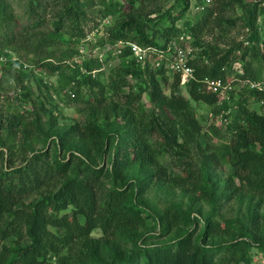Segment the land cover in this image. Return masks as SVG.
<instances>
[{
  "label": "trees",
  "instance_id": "16d2710c",
  "mask_svg": "<svg viewBox=\"0 0 264 264\" xmlns=\"http://www.w3.org/2000/svg\"><path fill=\"white\" fill-rule=\"evenodd\" d=\"M160 1L166 0H131L108 42L165 50L184 35L194 46L189 65L195 79L183 87L189 99L178 92L179 75L149 60L142 66L126 49L116 58L128 64L108 83L93 77L101 69L94 61L84 64L86 72L73 70L70 82L90 88L82 122L60 125L43 107L48 116L37 111L29 121L0 112V264H254V254H264V106L256 107L264 94L246 89L219 107L204 83L264 79L258 30L264 0H213L192 19L194 3L205 0H179L164 13ZM52 2L58 7L52 33L82 36L87 4ZM26 6L30 22L47 9L40 0ZM237 6L241 17L226 18ZM210 21L223 32L241 21V32L250 30V45L204 44L200 34ZM18 27L10 3L0 0V42L23 38L29 28ZM44 38L39 41L48 42ZM21 43L34 52L41 46L34 37ZM168 74L175 79L167 88ZM130 77L142 80L135 89ZM193 101L214 116L232 110L228 125H210L215 134L224 129L229 141L217 145L210 137L203 147ZM35 143L41 146L35 149ZM165 201L168 206L161 207ZM235 203L237 215L224 217V205Z\"/></svg>",
  "mask_w": 264,
  "mask_h": 264
},
{
  "label": "rangeland",
  "instance_id": "374dc122",
  "mask_svg": "<svg viewBox=\"0 0 264 264\" xmlns=\"http://www.w3.org/2000/svg\"><path fill=\"white\" fill-rule=\"evenodd\" d=\"M5 1L10 3L15 13L19 22L18 29L29 28V30L24 33L23 38L19 37L17 41L0 42V112L4 116L23 115L29 121L37 111L43 116H48L44 114L43 107L46 111L53 112L60 125L82 122L86 113V100L90 97V88L89 85H80L77 82L71 83L70 76L76 67H81L82 71L86 72L83 67L84 64L94 61L96 63L95 68H98L99 65L101 69L98 70L100 73L93 74V77L103 78L104 83H108V77L117 73L118 69L125 63L128 64L127 60L117 59L113 55H110L103 63L97 57H99V49L102 47L101 43L105 42V46L112 44L108 42L109 30L116 26L122 13L130 7L131 0H83L87 4L84 7L87 17L86 21L82 23V36H76L66 31L61 34L52 33L51 24L55 20L54 14L58 9V7L54 8L55 4L52 0H40L46 3L47 9L41 12L40 18L35 22H30L26 14L28 0ZM178 1L166 0L158 3L162 13H164L169 9H174ZM252 1L254 3L258 2V0H244L246 4ZM193 3L194 1H192ZM241 10L240 6L234 7L225 13V17L239 19L242 15ZM192 18H194V9L191 10L190 14V19ZM211 21L200 34L201 41L204 44L217 42L221 44V47H225V44L238 40L242 30L241 21H237L235 28L223 26L224 32L221 29H215ZM179 25H182V22H179ZM43 34L48 42L39 41L41 37L44 38ZM25 37H34L35 43L41 45L36 52L22 45L21 40ZM189 47L191 48L190 55H194V46L190 43ZM156 59H159V57L154 55L149 61L153 63ZM167 76L168 88L175 78L171 74ZM128 81L135 89L142 80L130 77ZM147 81L150 82L149 79ZM125 91H129V88H126ZM178 92L189 99L183 87ZM142 103L147 111L152 109L147 94H144ZM191 103L203 126L201 136L203 147L207 146L210 137L212 143L217 145L229 141L224 129L220 131L219 135V133L215 134L210 128V125L213 122H219V119H212L213 116H211L210 110L203 104L194 101ZM43 119L46 118L43 117ZM13 139H16L14 147L17 148L21 134ZM40 146L41 144H34L35 149ZM162 162L173 172L174 169L169 157L162 158ZM226 170L222 171L221 175L228 174L230 170L228 168ZM179 199V196L174 198L175 201H179ZM167 203L168 201L161 202L160 205L166 207L168 206ZM205 209H208V207L205 206ZM222 214L226 218L235 217L237 215V203L225 204ZM94 236L98 237L100 233L97 231ZM254 255L253 263L263 264L264 254L255 253Z\"/></svg>",
  "mask_w": 264,
  "mask_h": 264
},
{
  "label": "built area",
  "instance_id": "2783aa9c",
  "mask_svg": "<svg viewBox=\"0 0 264 264\" xmlns=\"http://www.w3.org/2000/svg\"><path fill=\"white\" fill-rule=\"evenodd\" d=\"M213 0H205L204 4L200 5L194 3L193 9L195 12L203 11L206 6H210ZM264 9V3L262 4ZM258 30L260 32L262 40H264V15L259 19ZM249 28L240 32V36L237 41L242 42L244 46H249L251 41L249 39ZM189 39L184 35L177 39L170 41L165 50H157L153 48H144L136 43L132 42H118L115 45H106L99 49V60L103 63L110 55L118 57L122 55L124 50H129V57L135 59L139 64L144 66L146 62L154 55L159 57L156 59L154 65L156 67H164L168 72L177 74L181 78V87L186 86L191 80L195 79V70L189 65L191 54V48L189 47ZM97 71H94L95 74ZM207 92L216 95L218 99L217 106L221 107L225 102H230L232 96H238L244 90H254L264 94V79L262 81H251L242 79L240 77H228L226 79L217 78L209 79L205 81ZM257 107L264 106V98L258 104ZM236 108V107H235ZM232 110H222L219 116L211 114L212 119L218 118L219 125H228L229 120L226 118Z\"/></svg>",
  "mask_w": 264,
  "mask_h": 264
}]
</instances>
